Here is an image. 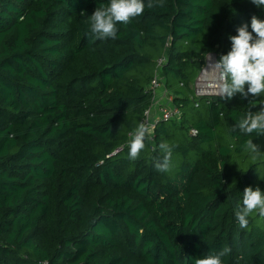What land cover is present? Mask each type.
Instances as JSON below:
<instances>
[{"label":"trees","instance_id":"16d2710c","mask_svg":"<svg viewBox=\"0 0 264 264\" xmlns=\"http://www.w3.org/2000/svg\"><path fill=\"white\" fill-rule=\"evenodd\" d=\"M109 2L0 0V264H195L224 248L222 264H264V217L243 229L235 217L246 187L264 194V136L247 150L232 128L248 100L192 86L264 9L143 0L116 39L92 42L89 17ZM158 75L180 116L159 120L132 161ZM161 142L167 172L154 169Z\"/></svg>","mask_w":264,"mask_h":264},{"label":"clouds","instance_id":"9594fccd","mask_svg":"<svg viewBox=\"0 0 264 264\" xmlns=\"http://www.w3.org/2000/svg\"><path fill=\"white\" fill-rule=\"evenodd\" d=\"M251 3L257 8L264 9V0H251ZM152 6L150 0L148 7ZM144 9L143 0H110L106 7H97L89 17L90 25L86 35L90 36L92 42L108 38L114 40L117 38V23L127 25L132 18L140 16ZM251 30V32L248 30L247 23L239 26L236 30L237 35L229 37L231 50L209 63L208 70L216 75L212 87L221 99L231 100L239 94L240 99L248 100L250 105L248 112L236 120L232 131L239 130L246 134L249 138L245 141L244 147L258 154L259 146L253 143V136H264V98L261 97L264 93V20L253 15ZM208 59L211 60V57L208 56ZM257 102L259 110L252 111V108L257 107ZM152 128V125L142 122L135 129L129 142L130 160L135 161L138 158L145 147L146 138L151 139ZM158 147L163 155L154 163V169L157 172H167L171 166L172 148L166 142H161ZM256 210L264 217V194L259 187L255 190L251 186L246 187L242 205L237 206L235 210V217L241 229L248 226V217ZM229 251L230 249L224 248L218 253H210L205 258L196 259L195 264H222L221 257Z\"/></svg>","mask_w":264,"mask_h":264},{"label":"built area","instance_id":"2783aa9c","mask_svg":"<svg viewBox=\"0 0 264 264\" xmlns=\"http://www.w3.org/2000/svg\"><path fill=\"white\" fill-rule=\"evenodd\" d=\"M208 56L211 57V59H214L213 62L218 60L217 54L214 55L213 53H210V54L207 55L206 61H205L206 65L204 64V66L202 67V70L200 71V74H199L198 78L196 79L195 92H196V95L198 97H203V96H207V95H216L214 89L209 90L206 87L207 78H210L213 75L215 76V74L212 71L208 70V65H209V62H210V60L208 59ZM165 60H166L165 57L160 58L159 64H162L163 62H165ZM199 81H201L203 83V85H200ZM162 85H164V84L161 81L160 76L158 75L153 80V83H152V87L154 88V92H156L157 88H159ZM165 97H166V102L163 103L162 105H159V107H158L159 114L155 118H152L151 117V109L147 110L146 111V118L144 120V123L150 124L154 128L156 126L157 122H159V120H161V119L169 120V119L179 118L180 109L173 104V98H172L171 94L167 93ZM153 128H152V132H153ZM194 130H195V133H194ZM191 133L192 134H196L197 130L196 129H191Z\"/></svg>","mask_w":264,"mask_h":264},{"label":"crops","instance_id":"0c3cea01","mask_svg":"<svg viewBox=\"0 0 264 264\" xmlns=\"http://www.w3.org/2000/svg\"><path fill=\"white\" fill-rule=\"evenodd\" d=\"M166 94H167V89L165 87V85L160 86L159 88H157L156 92H155V104L154 107L152 109V118H155L158 114H159V105H162L163 103L166 102Z\"/></svg>","mask_w":264,"mask_h":264},{"label":"bare ground","instance_id":"6f19581e","mask_svg":"<svg viewBox=\"0 0 264 264\" xmlns=\"http://www.w3.org/2000/svg\"><path fill=\"white\" fill-rule=\"evenodd\" d=\"M213 60H214V59H211L209 63L213 62ZM213 79H214V78H213ZM213 79H212V77L207 78V84H206V87H207L209 90H212V89H213L212 85H213L214 81L216 80V77H215L214 80H213Z\"/></svg>","mask_w":264,"mask_h":264},{"label":"rangeland","instance_id":"374dc122","mask_svg":"<svg viewBox=\"0 0 264 264\" xmlns=\"http://www.w3.org/2000/svg\"><path fill=\"white\" fill-rule=\"evenodd\" d=\"M205 65H206V63H205ZM215 77H216V75H215V76L213 75V76H212V79H213V78L215 79ZM214 79H213V80H214ZM205 83H206V82H205ZM199 84H200V85H203V83H202L201 81H199ZM204 85H205V84H204ZM192 86H193V88H195V86H196V82L193 83Z\"/></svg>","mask_w":264,"mask_h":264},{"label":"water","instance_id":"95a60500","mask_svg":"<svg viewBox=\"0 0 264 264\" xmlns=\"http://www.w3.org/2000/svg\"><path fill=\"white\" fill-rule=\"evenodd\" d=\"M214 55H216V53H213Z\"/></svg>","mask_w":264,"mask_h":264}]
</instances>
